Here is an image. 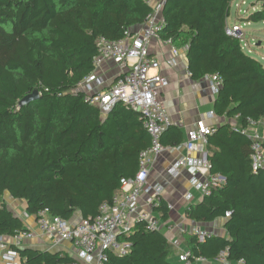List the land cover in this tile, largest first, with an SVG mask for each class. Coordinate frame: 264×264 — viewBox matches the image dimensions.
I'll list each match as a JSON object with an SVG mask.
<instances>
[{
    "label": "trees",
    "instance_id": "16d2710c",
    "mask_svg": "<svg viewBox=\"0 0 264 264\" xmlns=\"http://www.w3.org/2000/svg\"><path fill=\"white\" fill-rule=\"evenodd\" d=\"M231 2L166 0L162 10L161 38L187 46L192 78L222 77L214 112L237 117L240 127L228 122L209 135L211 172L226 182L186 212L196 222L225 219L226 236H185L194 256L214 259L227 249L229 262L264 264V172L252 170V140L242 131L248 119H264V64L226 32ZM152 10L146 0H0V236L28 229L4 201L6 193L24 200L29 215L49 208L68 221L77 211L86 219L112 200L122 178L136 175L141 153L151 145L140 114L118 103L102 117L83 92L72 90L93 72L98 39L124 37ZM247 20L263 22L264 3ZM36 89L39 99L20 107ZM161 141L179 146L184 133L172 124ZM170 211L166 200L155 208L167 226ZM121 240L131 243L129 253H111L105 264H174L168 237L146 221ZM17 251L20 264L74 259L30 247Z\"/></svg>",
    "mask_w": 264,
    "mask_h": 264
},
{
    "label": "built area",
    "instance_id": "2783aa9c",
    "mask_svg": "<svg viewBox=\"0 0 264 264\" xmlns=\"http://www.w3.org/2000/svg\"><path fill=\"white\" fill-rule=\"evenodd\" d=\"M146 2L152 5L153 10L147 16L142 29L138 32L126 31L124 37L116 40L99 38L98 53L93 59L94 70L72 92H83L86 100L99 108L102 116L108 115L118 103L133 108L140 114V119L151 137V145L141 153L136 175L122 178L112 200L103 202L94 217L72 222L51 214L49 208L38 213V231L51 240L52 247L71 241L77 250L72 261L60 264H105L111 253L128 254L131 243L121 240V237L131 234L136 222L146 221L150 230H162L160 223L163 220L155 212V208L165 200V187L159 182L151 181L150 175L153 165L165 153L174 152L181 147L186 150L185 155L173 162L168 174L177 178L185 171L191 189L203 198L226 182L224 175L211 172L210 162L206 159L208 138L215 132V126L201 121L188 132L187 139L179 146H166L161 141L165 131L173 124L159 95L160 90L169 85V80L160 73L161 63L151 54L150 44L153 39L161 37L160 33L165 27L162 10L166 0H161L158 4L152 3V0ZM245 4V0H232L231 6L234 5L241 12V6ZM243 13H247V10L244 9ZM226 32L238 39L243 49L253 51L247 46L248 33L239 22L228 23ZM167 43L172 44V41L167 40ZM174 55H177L176 49ZM106 61L114 62L120 70L119 75L109 85L96 72ZM172 63L176 65L175 60ZM187 74L192 76L189 69ZM205 78L209 82L210 92L217 95L223 84L222 77L215 73L206 75ZM209 116H215L214 111ZM234 119L237 120V117ZM234 126L240 129L238 125ZM262 129L264 130V119L259 122L248 119V125L242 128L252 140L250 158L254 172H264ZM183 197L187 202H192L195 198L194 192L187 191ZM168 207L170 210L174 208L171 204ZM230 215L231 211H227L225 217ZM193 233L200 241L214 235L202 228H195ZM36 237V232L30 228L19 231L10 238L0 236L3 264H20L17 248ZM178 256L182 264H231L227 249L222 250L214 259L194 256L190 250L182 251ZM234 264H245V261Z\"/></svg>",
    "mask_w": 264,
    "mask_h": 264
},
{
    "label": "crops",
    "instance_id": "0c3cea01",
    "mask_svg": "<svg viewBox=\"0 0 264 264\" xmlns=\"http://www.w3.org/2000/svg\"><path fill=\"white\" fill-rule=\"evenodd\" d=\"M160 1L161 0H152V3L158 4ZM228 23L227 21V24ZM142 27L143 25L136 27L133 32L140 31ZM174 49L177 50V55H174ZM150 51L161 63L160 73L169 80V85L160 90L159 95L171 116L173 124L177 125L183 131L184 141L187 139L188 132L196 128L201 121L209 126L215 127L228 122L236 125L237 120L234 118H227L216 114L213 117L209 116V113L214 111L216 95L210 92L208 86L209 82L205 77L202 79H194L187 74V46L174 43L169 44L167 40L160 37L152 40ZM172 60H175L176 65L172 63ZM96 72L105 79L106 85H109L119 75L120 70L114 62L106 61ZM185 154L186 150L183 147L174 152L165 153L153 165L150 175L151 181L159 182L164 185V199L168 204L174 206L170 211L169 222L171 228H169L164 221L160 224L167 228L165 235L168 237L172 246L169 259L175 254V261H179V253L189 249L185 234L193 233L195 228H202L214 234L226 236L225 219L223 218H219L214 222H196L187 217L186 212L189 206L201 202L203 197L191 189L188 175L185 171L177 178H172L168 174V169L173 162ZM187 191L194 192L195 198L192 202H187L183 197V194ZM22 206H24L23 209L27 216L26 220H24L20 214ZM15 207V211L14 209L12 210L21 217L26 226L34 230L37 235L35 239L28 241L22 247H30L51 252H62L71 257H76L77 250L71 241H66L57 247H52L51 240L40 234L37 228L36 216L27 214L26 202L24 200H17L15 202ZM18 207H20V209H17ZM81 219H83L82 214L80 211H77L70 221H79ZM170 261L176 264L174 260L170 259ZM234 263L235 262H231V264ZM0 264H3L1 251ZM208 264L217 263L212 262Z\"/></svg>",
    "mask_w": 264,
    "mask_h": 264
},
{
    "label": "rangeland",
    "instance_id": "374dc122",
    "mask_svg": "<svg viewBox=\"0 0 264 264\" xmlns=\"http://www.w3.org/2000/svg\"><path fill=\"white\" fill-rule=\"evenodd\" d=\"M237 2H242V0H236ZM246 4L241 6V12L233 5L231 6V15L228 19L229 24L234 22H239L248 33V47L252 49V52H249L248 48H245L244 51L247 54L255 57L256 59L260 60L264 64V22H251L249 25L248 23V16L253 10L261 9L263 7L264 0H245ZM255 8V9H254ZM247 10V13H243V10ZM262 133L264 134V130L262 129ZM4 201L7 205L14 209L15 211V202L17 201L14 199L9 193H6L4 196ZM24 206L21 207V216L24 220L27 219L25 214V210L23 209ZM17 209H20L18 207ZM162 231L165 233L167 228L163 227ZM178 252V251H177ZM175 254L170 257V259L175 261ZM176 264H182L180 261H175Z\"/></svg>",
    "mask_w": 264,
    "mask_h": 264
},
{
    "label": "water",
    "instance_id": "95a60500",
    "mask_svg": "<svg viewBox=\"0 0 264 264\" xmlns=\"http://www.w3.org/2000/svg\"><path fill=\"white\" fill-rule=\"evenodd\" d=\"M40 97V92L39 90H34L32 93L24 96L20 102H19V106L20 107H23V106H26L34 101H37ZM206 159H208V157L206 156Z\"/></svg>",
    "mask_w": 264,
    "mask_h": 264
}]
</instances>
